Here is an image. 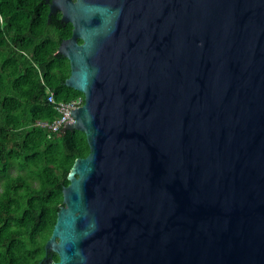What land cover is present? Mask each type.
Listing matches in <instances>:
<instances>
[{
  "label": "water",
  "instance_id": "water-1",
  "mask_svg": "<svg viewBox=\"0 0 264 264\" xmlns=\"http://www.w3.org/2000/svg\"><path fill=\"white\" fill-rule=\"evenodd\" d=\"M57 9L89 151L38 264H264V0Z\"/></svg>",
  "mask_w": 264,
  "mask_h": 264
},
{
  "label": "trees",
  "instance_id": "trees-1",
  "mask_svg": "<svg viewBox=\"0 0 264 264\" xmlns=\"http://www.w3.org/2000/svg\"><path fill=\"white\" fill-rule=\"evenodd\" d=\"M40 1L0 0V264L43 258L69 169L89 151L82 131L48 137L36 125L58 115L50 92L63 101L82 95L64 84L69 61L56 52L63 35Z\"/></svg>",
  "mask_w": 264,
  "mask_h": 264
},
{
  "label": "built area",
  "instance_id": "built-area-1",
  "mask_svg": "<svg viewBox=\"0 0 264 264\" xmlns=\"http://www.w3.org/2000/svg\"><path fill=\"white\" fill-rule=\"evenodd\" d=\"M47 100L53 105L58 115L51 121L38 120L36 125L40 128L46 129L48 137H50L52 133L60 132L59 128L64 121L69 123L74 121V118L70 116V110L76 109L78 106L83 104L84 97L83 95H77L68 101L55 100L53 93L50 92L47 96Z\"/></svg>",
  "mask_w": 264,
  "mask_h": 264
},
{
  "label": "flooded vegetation",
  "instance_id": "flooded-vegetation-1",
  "mask_svg": "<svg viewBox=\"0 0 264 264\" xmlns=\"http://www.w3.org/2000/svg\"><path fill=\"white\" fill-rule=\"evenodd\" d=\"M73 1V0H72ZM52 0H42L40 1V7L43 9H46V22L50 24V26H53L56 30H58L63 36H61V40L67 39L71 36L72 34V28L73 25L68 22L62 20V12L60 10H54L49 16L48 13L50 11V4ZM69 32V34H68ZM77 42L80 43L81 39L78 38Z\"/></svg>",
  "mask_w": 264,
  "mask_h": 264
}]
</instances>
